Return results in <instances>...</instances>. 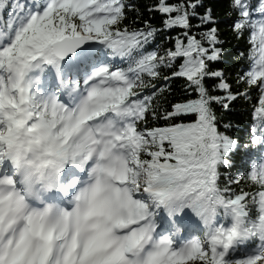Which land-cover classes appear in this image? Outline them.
I'll return each mask as SVG.
<instances>
[{"label":"snow or ice","instance_id":"snow-or-ice-1","mask_svg":"<svg viewBox=\"0 0 264 264\" xmlns=\"http://www.w3.org/2000/svg\"><path fill=\"white\" fill-rule=\"evenodd\" d=\"M0 264H264V0H0Z\"/></svg>","mask_w":264,"mask_h":264},{"label":"trees","instance_id":"trees-1","mask_svg":"<svg viewBox=\"0 0 264 264\" xmlns=\"http://www.w3.org/2000/svg\"><path fill=\"white\" fill-rule=\"evenodd\" d=\"M138 3L140 4L141 8L143 9V6L146 4H151L152 0H138ZM217 16L222 21L219 24L220 31L224 33V36L222 37L227 41L225 43L224 47L229 50L230 56L229 59L232 61H235L238 59L237 52L243 51L246 47L245 41L242 39H236L229 27V24L227 22V17L224 15V9L217 8ZM145 18H148L150 16V13L147 11H144L143 13ZM132 19V17H129V21ZM160 15L157 13L155 14V19L152 20L153 24L159 25L160 24ZM193 23H196V21H193ZM179 30L177 29V32ZM177 32H172L171 35L175 36ZM160 37L157 38V42H159ZM250 104L243 103V102H237L234 106V113L232 115V122L234 125L238 126V131H236L237 136H242L246 134V130L249 127V121H250Z\"/></svg>","mask_w":264,"mask_h":264}]
</instances>
